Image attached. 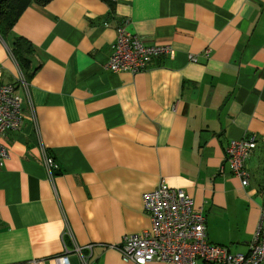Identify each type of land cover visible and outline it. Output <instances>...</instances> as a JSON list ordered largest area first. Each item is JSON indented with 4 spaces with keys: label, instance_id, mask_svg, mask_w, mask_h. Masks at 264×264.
<instances>
[{
    "label": "crops",
    "instance_id": "0c3cea01",
    "mask_svg": "<svg viewBox=\"0 0 264 264\" xmlns=\"http://www.w3.org/2000/svg\"><path fill=\"white\" fill-rule=\"evenodd\" d=\"M118 26L173 56L106 71ZM18 37L34 50L28 81ZM21 77L30 101L15 87L23 120L2 138L0 264H56L64 246L81 264L75 245L89 264H134L115 247L150 229L142 194L161 181L193 199L210 243L247 252L264 207V0L31 3L0 38V86ZM243 138L256 140L245 187L224 159Z\"/></svg>",
    "mask_w": 264,
    "mask_h": 264
},
{
    "label": "built area",
    "instance_id": "2783aa9c",
    "mask_svg": "<svg viewBox=\"0 0 264 264\" xmlns=\"http://www.w3.org/2000/svg\"><path fill=\"white\" fill-rule=\"evenodd\" d=\"M117 36L112 45V53L104 65L111 73H140L146 71L152 61L161 56H173L174 50L167 45H147L129 32L126 27L118 26ZM194 60H196L194 58ZM22 90L30 101L29 84L23 77L19 85L0 86V167L8 157L2 138L9 132L20 128L23 120L22 97L15 87ZM256 148V140H231L225 148V161L231 174L240 179L242 186L249 184V171L246 161ZM42 163L50 180L53 179L58 165L42 147ZM144 211L151 222L149 230L140 234L127 235L115 248L124 262L149 264L161 262L170 264H264V207L260 211L257 227L245 253H232L227 247L212 244L206 236V219L194 207L193 199L183 190L170 187L164 181L152 191L142 194ZM92 245L85 248L91 249ZM75 252L81 264H89L82 248L75 245ZM69 250L55 257L56 264H70Z\"/></svg>",
    "mask_w": 264,
    "mask_h": 264
},
{
    "label": "trees",
    "instance_id": "16d2710c",
    "mask_svg": "<svg viewBox=\"0 0 264 264\" xmlns=\"http://www.w3.org/2000/svg\"><path fill=\"white\" fill-rule=\"evenodd\" d=\"M50 1L51 0H0V38L5 39V36L12 30L20 16L31 3L46 5ZM10 53L28 81L29 70H34L31 66L34 56L31 43L23 37H18ZM262 165L263 183L259 187L260 194H264V147Z\"/></svg>",
    "mask_w": 264,
    "mask_h": 264
}]
</instances>
